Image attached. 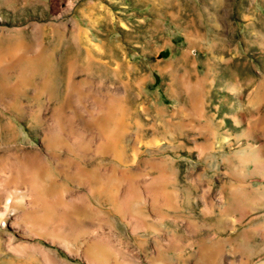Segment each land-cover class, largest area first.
Returning a JSON list of instances; mask_svg holds the SVG:
<instances>
[{"label": "rangeland", "instance_id": "rangeland-1", "mask_svg": "<svg viewBox=\"0 0 264 264\" xmlns=\"http://www.w3.org/2000/svg\"><path fill=\"white\" fill-rule=\"evenodd\" d=\"M6 196L4 264H264V0H0Z\"/></svg>", "mask_w": 264, "mask_h": 264}, {"label": "bare ground", "instance_id": "bare-ground-1", "mask_svg": "<svg viewBox=\"0 0 264 264\" xmlns=\"http://www.w3.org/2000/svg\"><path fill=\"white\" fill-rule=\"evenodd\" d=\"M5 193H7V192H5ZM8 194V193H7ZM6 197H8V196H6ZM20 198H22V197H20ZM19 200V199H18ZM17 200V201H18ZM33 202H29V204H30V209L29 210H32L31 212H34V207L35 206H33V204H32ZM16 206V203H15V201L13 200V198H11L10 196L7 198V200H6V207H5V209H3V210H0V223L1 222H3V224H4V220H1V217L3 218V216H5L9 211H10V208L12 207L13 209H15L14 207ZM17 207V206H16ZM263 207V206H262ZM17 209V208H16ZM256 209V208H255ZM24 211V210H23ZM13 213V212H12ZM28 214V213H27ZM69 214H70V212H69ZM21 215V214H20ZM20 215H17V216H20ZM16 216V217H17ZM22 217V216H21ZM44 218V217H43ZM5 219V218H4ZM17 219V218H16ZM6 223V222H5ZM2 224V225H3ZM5 225V224H4ZM43 225V224H42ZM54 226V225H53ZM44 227V226H43ZM95 256L97 257V258H101V259H105L106 257H107V255L103 252V250L102 249H96L95 251ZM10 262V263H12V259H5L4 261H0V264H4V263H6V262Z\"/></svg>", "mask_w": 264, "mask_h": 264}]
</instances>
